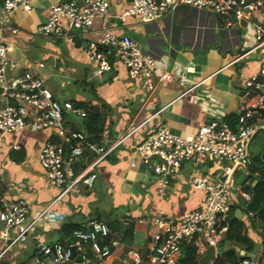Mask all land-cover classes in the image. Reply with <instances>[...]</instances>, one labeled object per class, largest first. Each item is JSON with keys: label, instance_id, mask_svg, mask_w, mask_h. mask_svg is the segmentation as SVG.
<instances>
[{"label": "crops", "instance_id": "crops-1", "mask_svg": "<svg viewBox=\"0 0 264 264\" xmlns=\"http://www.w3.org/2000/svg\"><path fill=\"white\" fill-rule=\"evenodd\" d=\"M67 1L31 0L29 12L18 9L6 16L0 0V39L9 46L7 75L30 70L44 79L59 102L95 105L105 115L97 143L115 147L95 166L92 187L78 183L61 194L47 180L38 161L41 145L56 140L52 130L24 129L0 137V198L9 203L23 200L32 206L30 219L38 217L27 240L13 245L0 264H42L35 260L36 245L62 243L64 223L84 225L89 219L101 220L121 233L120 244L106 264H130L126 259L129 249L140 253L141 264H149L148 220L158 212L178 220L199 209L201 193L192 188V179L209 176L216 181L222 176L213 162L184 163L168 177V186L161 193L162 178L153 173V161L147 164L140 159L136 145L159 126L184 136L208 121L222 122L237 115L244 81L260 72L264 54L248 53L254 42L250 25L237 23L228 28L215 14L186 5L167 11L153 23H142L132 16L119 18L130 0H109L107 16L95 18L85 34L68 31L62 20L60 34L38 35L36 29L47 20L49 8ZM106 29L117 36H130L157 66L172 74V79L156 83L149 91L131 79L126 67L113 56H109L111 70L98 74L87 49L90 43L99 44ZM188 65L192 72H185ZM262 113L264 116V109ZM84 119L65 114L64 123L87 136ZM251 143L249 164L252 157L264 158V139L252 150ZM15 144L18 148L12 149ZM248 165L234 172L233 186L251 184ZM232 192L237 198L233 214L244 223L252 252L260 253L262 227L252 225L249 214L238 207L246 200L242 203L239 193ZM6 243L0 239V246ZM235 249L242 254L245 246L238 244ZM221 250L217 249V255Z\"/></svg>", "mask_w": 264, "mask_h": 264}, {"label": "built area", "instance_id": "built-area-1", "mask_svg": "<svg viewBox=\"0 0 264 264\" xmlns=\"http://www.w3.org/2000/svg\"><path fill=\"white\" fill-rule=\"evenodd\" d=\"M180 5L209 11L228 28H233L240 19L246 20L254 41L248 53L264 54V0H130L128 9L118 17L132 16L142 23H153ZM31 7V0H2L6 16L18 9L29 12ZM108 8L109 0H69L54 4L36 33L40 36L60 34V22L64 20L68 31L85 34L95 18L107 16ZM11 31L15 33L16 29ZM8 50V44L0 39V137L24 129L52 130L56 140H46L38 152V161L47 180L61 194L78 183L92 187L96 179L95 166L115 145L90 141L84 133L69 129L64 123L65 114L86 117L85 110L70 101L56 100L41 76L25 70L9 77ZM87 53L95 62L98 74L111 70L109 56H113L126 67L131 79L149 91L154 90L156 83L172 79V74L157 66L139 43L128 35L117 36L109 29L104 31L99 44H89ZM38 65L43 66L42 63ZM192 71L191 65L185 67V72ZM255 96L256 101H252ZM241 98L235 127L225 121L212 120L201 124L195 133L180 136L163 125L136 145L140 159L147 164L153 161V173L162 178L161 193L168 186V177L184 163L213 162L222 176L216 181H211L209 176L192 179V188L201 193L199 209L178 220L161 212L148 220L149 264H179L178 256L187 244L199 254H203L208 246L217 251L226 230L220 223L237 201L232 191H237L243 200L249 199L243 185H232V177L236 170L249 164L248 145L259 130H264V65L258 74L245 79ZM210 100L213 102L214 98ZM17 148V144L12 146V149ZM86 153L90 156L88 164L76 172L77 163ZM31 210L32 206L23 200L9 203L0 198V239L7 241L0 246V262L13 245L27 240L38 220V217L30 219ZM120 241L119 231L111 230L103 221L89 219L83 229L73 232L71 242L40 243L36 245L34 255L42 264H106ZM241 253L244 255L245 251ZM126 259L130 264L142 262L135 249L126 252ZM239 264H264V260L261 252H252Z\"/></svg>", "mask_w": 264, "mask_h": 264}, {"label": "trees", "instance_id": "trees-1", "mask_svg": "<svg viewBox=\"0 0 264 264\" xmlns=\"http://www.w3.org/2000/svg\"><path fill=\"white\" fill-rule=\"evenodd\" d=\"M252 101H256V96L252 98ZM74 103L76 106L83 108L86 112L83 129L88 136V140L99 142L101 140V132L105 118L102 110L92 104ZM237 119L238 114L231 115L226 118L225 122L231 127H235ZM81 159L82 160H80L75 167L76 172L86 166L87 162L90 160V156L86 153ZM247 168L250 172L248 177L252 178V180L251 184L249 182L247 185H243V191L249 195V199L246 200L244 204L239 203L238 207L246 214H249L252 225H256V223L264 224V158L258 159L257 157H252L251 163ZM253 181L255 183L252 185ZM220 227H226L224 232L225 239L221 240L222 250L214 258L212 264H239L242 258L253 251V248L249 244V238L246 234L244 223L233 214V206L230 208L227 216H224L222 219ZM83 228L84 225L73 224L71 222L64 223L60 229L61 242H71L73 232ZM111 230L115 231L116 229L113 228ZM261 239V255L264 260V226L261 228ZM108 240L109 238L107 241ZM238 244L245 246L244 255L239 254L235 249V245ZM224 247L225 249H223ZM181 253L179 264H196V257L199 253L192 245L187 244L183 246Z\"/></svg>", "mask_w": 264, "mask_h": 264}, {"label": "water", "instance_id": "water-1", "mask_svg": "<svg viewBox=\"0 0 264 264\" xmlns=\"http://www.w3.org/2000/svg\"><path fill=\"white\" fill-rule=\"evenodd\" d=\"M238 24L241 27H245L247 21L244 19H240L238 21ZM239 199L242 203H244V200L241 197H239ZM256 225L260 228L264 226V224L261 223H256ZM222 237L223 239H225V234H223ZM221 247H222V243L218 244L217 249ZM215 254H216L215 248L213 246H208L202 255L196 257V264H211V262L215 258Z\"/></svg>", "mask_w": 264, "mask_h": 264}, {"label": "rangeland", "instance_id": "rangeland-1", "mask_svg": "<svg viewBox=\"0 0 264 264\" xmlns=\"http://www.w3.org/2000/svg\"><path fill=\"white\" fill-rule=\"evenodd\" d=\"M71 88L69 89V91ZM264 139V133L261 131L257 132V134L252 138V143L250 145V150H252V147H257L258 145L261 144L262 140Z\"/></svg>", "mask_w": 264, "mask_h": 264}]
</instances>
